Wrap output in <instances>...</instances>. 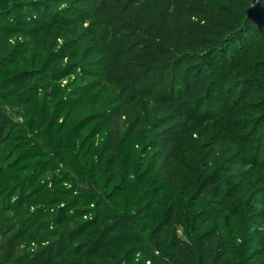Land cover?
Returning <instances> with one entry per match:
<instances>
[{"label": "trees", "instance_id": "1", "mask_svg": "<svg viewBox=\"0 0 264 264\" xmlns=\"http://www.w3.org/2000/svg\"><path fill=\"white\" fill-rule=\"evenodd\" d=\"M230 2L203 3L213 19L200 34L161 26L168 37L158 41L160 52L162 45L170 49L166 39L173 45L164 52L170 57L160 60L179 67L196 56L193 50L200 51L196 58L213 77L212 99L203 103L202 113L239 144L233 168L225 165L222 144H203L196 177L184 184L178 182L176 167L167 165L182 150L189 122L184 112L164 114L149 126L144 112L136 109L126 121L122 89L109 81L87 80L80 72L48 76L51 65L44 63L15 82L19 56H4L0 104L13 115L21 112L24 122L10 126L0 139V219L17 228L12 245L26 241L41 247L38 257L32 254L28 260L264 264L262 225L225 221L214 204L213 188L232 177L253 184L264 199V0ZM168 3L169 12L176 8V0ZM29 6L0 0L1 33L30 35L35 15L27 10L43 12L45 7L38 2ZM77 14L93 15L74 9ZM220 18L231 23L221 21L213 28ZM228 44L235 48L230 54ZM74 46L81 55L82 46ZM161 76L168 78L165 72ZM4 82H11L8 89ZM8 91L20 96L21 109L7 99ZM172 214L182 219L194 248H185L176 231L167 233ZM1 250L0 237V256Z\"/></svg>", "mask_w": 264, "mask_h": 264}, {"label": "rangeland", "instance_id": "2", "mask_svg": "<svg viewBox=\"0 0 264 264\" xmlns=\"http://www.w3.org/2000/svg\"><path fill=\"white\" fill-rule=\"evenodd\" d=\"M20 1L28 7L38 2L45 8L43 12L27 10L35 15L32 33L28 36H8L0 29V71L4 56L15 52L19 56V74L15 82L22 80L28 70L48 63L51 65L48 76H76L80 72L87 80L98 83L107 80L120 87L126 121L136 109L144 112L149 126L154 118L157 120L164 114L176 110L184 112L189 122L182 137V150L179 157L167 160L168 166L176 167L181 184L194 181L198 172L199 149L203 144L215 147L222 144L225 165L233 168L231 163L237 157L233 155L239 144L232 140L235 138L230 134L219 132V123L206 122L202 113L203 103L209 104L212 99L210 87L213 86V77L212 71L203 67L196 58L200 51L193 50L196 56L186 64L170 68L160 59L170 57L164 52L170 50L173 44L166 39L170 49L162 45V52L157 46L158 41L163 40L162 35H168L164 29L166 26L183 35L189 31L199 34L204 31L203 25L208 19H213L204 10L203 3L207 0H176V8L170 12L169 0H148L139 4L136 0ZM221 1L232 5V0ZM74 9L80 10L83 15L93 14L92 18L79 14L75 16ZM220 19L214 20L212 26L221 21L231 23L228 19ZM77 43L82 46L81 55L75 53L74 45ZM232 49H235L233 45H225L227 54ZM260 53L264 58V46ZM53 57L57 60L52 61ZM163 72L168 78L161 76ZM10 84L4 82L3 89H8ZM6 97L21 109L19 95L8 91ZM23 122L21 112L13 115L0 104V139L10 126ZM252 185L232 177L213 188L214 204L222 211L225 221L240 225L254 220L264 228V199L258 197ZM16 230L8 219H0V264H37L34 262L37 258L28 259L32 254L38 257L41 247L26 241L12 245L10 238ZM166 231H176L185 248H194L179 216L172 214L169 217Z\"/></svg>", "mask_w": 264, "mask_h": 264}]
</instances>
